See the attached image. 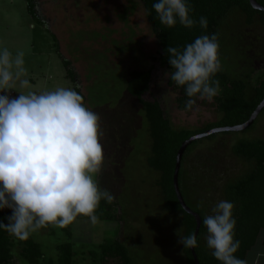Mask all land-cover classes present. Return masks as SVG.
Wrapping results in <instances>:
<instances>
[{
    "label": "rangeland",
    "instance_id": "rangeland-1",
    "mask_svg": "<svg viewBox=\"0 0 264 264\" xmlns=\"http://www.w3.org/2000/svg\"><path fill=\"white\" fill-rule=\"evenodd\" d=\"M36 2L38 14L44 18L42 23L29 14L26 0H0V47H6L13 56L20 51L25 53L27 77L24 78L29 79L31 87L22 89L17 85V90L41 92L66 87L83 95L87 106L101 117L105 164L96 179L102 189H108L114 194L126 217L129 235H136L135 240H130L127 245L130 248L136 246L134 252H138L137 258L146 257V263L143 264H178L180 257L175 256L176 259L173 260L172 253H178L179 248L171 251L174 240L179 238L178 229L172 228L178 217L164 211L162 196L155 184L158 174L149 166L147 159L151 138L146 129L144 110L128 92V79L133 70L148 69L153 64L150 90L143 98L147 101H159L177 128L203 127L218 121L220 115L215 98L211 103L198 100L191 110L180 108L177 100L179 91L168 86L167 72L164 73L161 63L153 57L160 50L157 38L150 44L146 40L151 31L146 26L142 8L139 15L141 23L145 22L144 25L138 19L127 28L112 30L114 27L109 25L110 17L105 20L109 33L104 29L99 32L98 26L103 20H98L96 12L102 9V5L107 9H114L116 18L126 24L132 19L131 11L139 8L137 0ZM57 14L59 16L56 17ZM55 17L57 22L52 21ZM69 19L76 23L84 21L86 28L73 30ZM247 20L245 13L234 9L221 24L219 33L222 70L231 77L240 79L253 69L252 83L256 84L264 73V27L258 21L249 25ZM55 24H60L59 35ZM85 37L87 46H83ZM108 37L113 39L111 46L107 47L104 42L108 41ZM66 48H69L70 55L74 58L87 56L84 80L89 81L84 86L75 75L74 79L67 78L68 69H73V66L75 68V65H70V68L65 65L61 51ZM81 48L84 50L83 55ZM93 74L96 77H92ZM14 91L18 97L20 93ZM242 136L264 139V114L253 130L232 136L221 135L215 141L203 140L186 160L185 170L194 172V175L201 173L200 182L208 189L210 202L205 210L206 215H212V208L219 202L218 187L248 171L246 162L235 158L230 151L235 138ZM195 179L198 183L199 180ZM186 197L190 206L200 209L193 197H188L187 194ZM67 228L71 231V236L63 228L55 226L54 232L40 229L31 235L42 246L44 257L40 264H47L50 260L57 261L60 255L58 245L68 241L74 244L75 264H97L99 256L94 254L101 253V245L118 236L122 237L121 233L126 234L122 230L124 227L116 221L98 220L93 225L90 219H83L76 220ZM13 253L17 264H27L17 245ZM246 264H264L262 239L248 254Z\"/></svg>",
    "mask_w": 264,
    "mask_h": 264
},
{
    "label": "clouds",
    "instance_id": "clouds-1",
    "mask_svg": "<svg viewBox=\"0 0 264 264\" xmlns=\"http://www.w3.org/2000/svg\"><path fill=\"white\" fill-rule=\"evenodd\" d=\"M153 8L168 28L178 22L186 28L197 24L189 0H157ZM208 24L207 17L199 18L201 28ZM220 47L213 33L183 50L167 48L172 71L166 76L188 97L186 109L198 100L211 103L220 94V81L214 79L223 67ZM24 56L0 47V210H12L0 229L21 240L49 225L65 228L81 215L95 225L101 200L115 199L96 179L105 164L100 115L73 88L18 91L17 85L31 87L24 78ZM12 90L20 95L13 98ZM234 208L233 202L221 200L203 218L207 247L221 264H246L235 255L241 241L236 239ZM178 235L185 249L198 245L196 234L183 235L180 229Z\"/></svg>",
    "mask_w": 264,
    "mask_h": 264
},
{
    "label": "trees",
    "instance_id": "trees-1",
    "mask_svg": "<svg viewBox=\"0 0 264 264\" xmlns=\"http://www.w3.org/2000/svg\"><path fill=\"white\" fill-rule=\"evenodd\" d=\"M26 1L29 14L33 19L42 23L43 21L37 11L36 0ZM137 1L141 4L147 22L157 38V45L160 47V50L155 60L161 63L164 73L172 71L169 63V54L166 51L169 46L183 50L188 43L194 42L197 37L213 33L218 34L220 42L219 28L234 9H239L247 15V23L249 25H254L258 21L259 25L264 27V11L255 9L250 0H189L190 6L193 9L191 15L197 21V24L193 28H186L179 24V22L175 27L168 28L160 22L158 14L153 8V4L157 0ZM257 1L264 6V0ZM201 16L208 19L209 24L206 30L199 25V18ZM65 65L69 68L70 64L68 61H65ZM153 70V64L148 69L133 70L128 79L127 90L131 96L137 99L144 110L146 129L151 138L147 159L149 166L158 174L155 184L160 190L164 211L169 215L178 217V221L172 224V228L181 229L183 235H188L195 232L197 221L192 214L184 210L175 190L174 173L178 152L183 142L195 135L207 132L213 128L237 126L246 123L264 100V73L259 77L257 83L253 84V69L240 79L231 77L228 73L221 70L214 77V79L220 81L221 86V95L219 94L215 97L220 115L219 120L210 122L203 127L177 128L170 117L166 115L159 101H147L143 98L150 90ZM67 75L72 79L75 78L73 71L70 69H68ZM167 78L166 82L168 86L179 91L177 100L180 108L186 109L185 103L188 97H186L182 88H175L171 79ZM263 114L264 110L255 123L245 131L253 130ZM240 132H222L196 140L188 146L182 159L179 178L181 192L188 205L186 194L188 197L190 196L191 198L193 197L192 199H195L194 201L200 209L189 206L202 218V226L197 238L198 245L195 247L200 264H221V262L213 256V250L209 249L204 241L207 229L203 225V218L206 216L205 210L208 208L210 202L207 193L208 189L200 182L201 173L194 175V172L190 173L185 170L186 160L194 148L202 143L203 140L215 141L221 135L232 136ZM230 151L235 158L246 162L248 171L221 184L218 187L220 192L218 193L217 201L228 200L235 204L234 218L237 220L235 229L236 239L241 241L240 249L235 255L246 261L250 251L258 246L261 239L264 246V139H252L248 136L236 137L230 147ZM195 178L199 180L198 183ZM11 214V209L0 210V221L6 224L9 223L7 217ZM96 215L100 221H116L124 227L122 230L126 231V234L121 233L122 237L118 236L113 241L103 243L100 254L93 253L99 256L98 261H96L97 264L146 263V257L137 258L138 252H134L136 246L130 248L127 245L130 240H135L136 235L132 233L129 235L127 222H125L126 217L116 199L112 203L101 200ZM83 219L89 218L82 215L77 218V220ZM171 220L174 222L173 219ZM53 228L54 226L49 225L46 228H42V230L54 232ZM63 230L69 235L71 234L69 228L65 227ZM16 245L19 248V253L25 259V263L40 264L44 253L42 246L32 236L27 240H21L3 229H0V264H17L13 253ZM172 247L171 251L179 248L178 253L173 252V254L171 252L173 260L176 259L175 256L180 257L178 264H181V262L182 264H196L191 248L185 249L179 243V238L174 240ZM58 250L60 252L58 260H50L47 264H75L76 252L74 251L72 241L58 245Z\"/></svg>",
    "mask_w": 264,
    "mask_h": 264
},
{
    "label": "crops",
    "instance_id": "crops-1",
    "mask_svg": "<svg viewBox=\"0 0 264 264\" xmlns=\"http://www.w3.org/2000/svg\"><path fill=\"white\" fill-rule=\"evenodd\" d=\"M106 3V2H105ZM104 3V4H105ZM127 4V3H126ZM140 4V3H139ZM123 5H125V4H123ZM62 6H63V4H62ZM69 8H70V4H69V6H68ZM64 7H62L61 9V12H62V14L64 13V9H63ZM141 8H142V6H141V4L139 5V8H136V10L134 11V10H132L131 11V15H132V19L131 20H129L128 21V23H126V24H124V23H122V21L120 20H118L117 18H116V16H115V12H114V9H107V8H105V6L104 5H102V9H99L100 11H98V12H96L97 14H98V20L101 22V20H103V22H101V24H99V26H98V28H99V32L101 31V30H105V31H108V33H109V29L106 27V23H105V20H107V18H110V22H109V25L110 26H112V27H114V29H112V30H116L117 28H127V26L128 25H132V24H135L136 23V20H138L139 19V22L141 23V18H140V12H141ZM56 9V8H55ZM71 9V8H70ZM123 10H124V8H122ZM143 9V8H142ZM135 12H137L136 14H134ZM57 16H59V14H57L56 15V17ZM56 17L53 19L52 18V21L54 20V21H56ZM129 17H131V16H129ZM104 18V19H103ZM144 18L146 19L145 21H147V18H146V16H145V12H144ZM42 19V18H41ZM44 20V18L42 19V21ZM44 22V21H43ZM46 22V21H45ZM57 22V21H56ZM68 22H69V24H72V26L71 27H73L74 29L73 30H77V29H79V28H83V29H85L86 28V26H85V24H84V21H81V22H79V23H76V22H74V21H72V19H69L68 20ZM58 23H59V21H58ZM105 23V24H104ZM75 24H77V25H75ZM145 24V22H143V23H141V25H144ZM148 24V25H147ZM147 24H146V26L148 27V29H150L149 30V32L151 31V34H149L148 36H147V38H146V40H148V43L150 44V42H154V40H155V33H154V31L152 30V28L150 27V25H149V23L147 22ZM56 25V24H55ZM59 25L60 24H57L56 25V27H57V34L60 32L59 31V29H58V27H59ZM59 35V34H58ZM152 36V38H149V37H151ZM115 37V36H114ZM65 40H66V38H64ZM86 37L85 38H83V43H84V45L83 46H87L86 45ZM113 38H110V37H108V41L107 42H104V44L108 47V46H111V40H112ZM60 44V43H59ZM61 45V44H60ZM64 46H66L65 44H64ZM81 53H82V55L84 54V50L81 48ZM61 57L64 59V61H68L69 62V64L70 65H75V68H74V66H73V69H71L70 68V65H69V68L73 71V73H74V75H75V77H77L79 80H81V84L83 83V85L82 86H84L85 84H86V82H88L89 80H84L85 78L84 77H86L85 76V66L84 65H87V56H85V57H80V58H74V57H72L70 54V50H69V48H66V49H62V51H61ZM153 54H154V50H153ZM154 58L155 57H157L156 55H154L153 56ZM92 77H96L94 74L92 75ZM67 78L69 79V77L67 76ZM91 78V77H90ZM14 91V90H13ZM15 92V91H14Z\"/></svg>",
    "mask_w": 264,
    "mask_h": 264
},
{
    "label": "water",
    "instance_id": "water-1",
    "mask_svg": "<svg viewBox=\"0 0 264 264\" xmlns=\"http://www.w3.org/2000/svg\"><path fill=\"white\" fill-rule=\"evenodd\" d=\"M250 1H251L252 6L255 9L264 11V6L261 5L257 0H250ZM263 110H264V100L259 104V106L256 108V110L253 112L251 118L246 123L241 124V125H237V126L213 128V129L208 130L207 132L195 135V136H193V137H191L188 140L183 142V144H182V146L178 152V156H177L176 168H175V173H174V186H175V190H176L177 196L179 198V201H180L182 207L184 208V210L187 211L188 213L192 214L196 218L197 226H196V230H195L194 234H196L197 238H198L200 230H201L202 218L200 217V215L197 212H195L186 203L185 198L181 192L180 182H179L182 159H183V156H184L186 149L194 141L204 139V138L209 137L210 135H213V134H218V133L228 132V131L240 132V131L247 130L251 125H253L255 123V121L258 119V117L260 116V114L262 113ZM191 250L193 252L196 264H200L199 258L196 254V251H195V247L191 248Z\"/></svg>",
    "mask_w": 264,
    "mask_h": 264
},
{
    "label": "built area",
    "instance_id": "built-area-1",
    "mask_svg": "<svg viewBox=\"0 0 264 264\" xmlns=\"http://www.w3.org/2000/svg\"><path fill=\"white\" fill-rule=\"evenodd\" d=\"M5 94H8V93L6 92ZM11 96H12L13 98L17 97L14 91H11Z\"/></svg>",
    "mask_w": 264,
    "mask_h": 264
}]
</instances>
